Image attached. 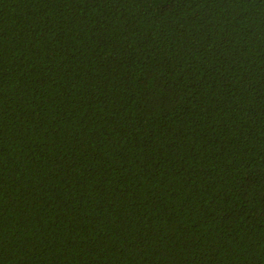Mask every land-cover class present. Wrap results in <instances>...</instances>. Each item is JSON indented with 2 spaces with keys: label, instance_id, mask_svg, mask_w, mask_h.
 <instances>
[{
  "label": "trees",
  "instance_id": "16d2710c",
  "mask_svg": "<svg viewBox=\"0 0 264 264\" xmlns=\"http://www.w3.org/2000/svg\"><path fill=\"white\" fill-rule=\"evenodd\" d=\"M0 264H264V0H0Z\"/></svg>",
  "mask_w": 264,
  "mask_h": 264
}]
</instances>
